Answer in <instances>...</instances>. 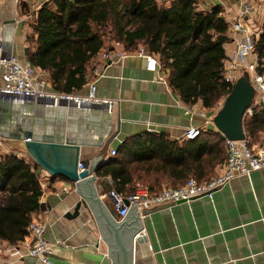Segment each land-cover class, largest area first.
Instances as JSON below:
<instances>
[{"label":"crops","instance_id":"0c3cea01","mask_svg":"<svg viewBox=\"0 0 264 264\" xmlns=\"http://www.w3.org/2000/svg\"><path fill=\"white\" fill-rule=\"evenodd\" d=\"M45 1L0 0V39L4 49L12 50L20 61L27 59V47L34 46L27 38L29 21ZM260 1L223 0L224 6H218L229 23L239 16L243 2L254 4L256 11L246 21L256 27L264 24ZM21 2L27 5L28 11L24 12ZM213 6H217L216 0L202 3L206 10ZM7 19L13 22H7ZM227 36L229 40L223 45L226 56L233 50L238 33L228 27ZM104 49L92 56L85 83L73 93L85 95L88 83L94 80L96 101L111 100L109 107L107 104L102 108L70 107L64 103L45 109L33 101L27 106L23 101L0 99V121L4 122V129H14L15 123L11 121L17 115L39 118L43 122L49 119L48 125L67 128L80 140L88 142L80 145L79 159H97L96 166H99L111 156L109 150L116 149L128 136L150 131L180 141L186 127L202 126L206 118L211 120L216 111L214 107H204L200 101H183L168 85L166 70L161 66L155 71L146 69L143 58L135 49L119 59L107 60L105 64ZM101 64H105L102 73L95 75L93 69ZM43 73L48 80V72L43 69ZM188 108L192 111L185 112ZM117 124V133L107 143L106 136ZM205 129L217 131L211 121L205 123ZM0 141V149L4 151L0 155L13 152L33 161L22 150L19 140L0 135ZM37 170L42 189L40 202L44 208L31 215L46 222L44 236L54 247V252L49 255L51 264H111L106 241L87 208L81 205L76 216H64L79 199L73 182L52 177L38 166ZM62 183L67 185V191L60 190ZM96 183L98 194L112 188L109 176L97 175ZM140 232L146 239L134 242L133 264H264V167L252 170L248 175H235L210 196L201 195L149 209ZM8 244L0 242V251ZM5 255L3 259L0 257V264H27L29 260L28 256L8 252Z\"/></svg>","mask_w":264,"mask_h":264},{"label":"trees","instance_id":"16d2710c","mask_svg":"<svg viewBox=\"0 0 264 264\" xmlns=\"http://www.w3.org/2000/svg\"><path fill=\"white\" fill-rule=\"evenodd\" d=\"M203 2L47 0L29 21L27 38L34 46L27 47V59L48 72L54 90L73 92L85 83L89 61L101 48H110L114 41L126 51L142 46L157 56L172 91L187 103L200 101L210 108L232 87L223 78L229 23L220 6L206 10ZM20 6L28 11L25 3ZM254 46L264 60V28ZM243 126L247 139L264 135V107L254 106ZM226 155L219 131H201L180 141L144 131L123 139L94 172L109 176L116 190L133 191L140 181L156 194L164 185H181L190 176L209 179ZM38 176L34 161L13 152L0 155V242L22 240L31 213L44 208Z\"/></svg>","mask_w":264,"mask_h":264},{"label":"built area","instance_id":"2783aa9c","mask_svg":"<svg viewBox=\"0 0 264 264\" xmlns=\"http://www.w3.org/2000/svg\"><path fill=\"white\" fill-rule=\"evenodd\" d=\"M217 5L223 7V0H216ZM256 6L250 2H243L239 16L230 20L229 29L238 33L234 39V47L223 64V78L225 81L234 83L242 69L248 72L249 80L254 88L255 95L253 103L246 109L245 115L252 114L253 107H264V60L260 58L255 50L254 40L264 28V24L252 26L246 18L253 15ZM136 52L144 60L146 69L155 71L160 67L157 56L148 52L142 46L137 47ZM130 51L123 50L117 41L113 43L112 49L105 48L102 52L103 63L113 59H119ZM97 66L93 69L95 75H100L105 66ZM95 82L88 83V90L85 95L73 92L54 90L43 69L32 65L28 59L20 62L12 50H5L0 39V99L22 101L36 97L63 99V100H98L94 94ZM108 107L111 100L102 99ZM218 102H220L218 100ZM188 108L185 112H190ZM212 119L206 118L204 122ZM205 123L201 125H189L183 133L182 139H191L205 129ZM227 155L216 173L205 181H198L194 177H188L181 185L163 186L156 193L151 194L147 186L136 184L133 191L122 192L109 188L106 192L100 193L99 197L107 203L116 219L124 217L130 204L135 205L140 216L147 214L146 210L160 205H166L178 201H187L201 195L210 196L211 193L228 183L232 177L238 174L248 175L252 170L264 167V143L252 144L246 135L238 139H225ZM2 145L0 141V146ZM0 152H4L0 149ZM116 152L115 148L109 150L110 154ZM10 153V152H8ZM7 154V152L5 153ZM18 155V154H17ZM81 168V164L78 163ZM61 191H67L68 187L62 183ZM46 222L43 219L31 215L23 239L16 244H8L4 252L16 256H28L27 264H51L49 255L54 252V247L44 236Z\"/></svg>","mask_w":264,"mask_h":264},{"label":"water","instance_id":"95a60500","mask_svg":"<svg viewBox=\"0 0 264 264\" xmlns=\"http://www.w3.org/2000/svg\"><path fill=\"white\" fill-rule=\"evenodd\" d=\"M7 22H13L7 19ZM112 49V46L109 48ZM26 52V49H24ZM254 88L249 80L248 72L241 70L239 76L232 84L229 92L223 97L220 107L212 116V123L225 139H238L245 137L243 119L246 109L253 103ZM27 106L32 101L38 103L40 108H54L55 105H70L80 107L102 108L104 101L91 100H63L36 97L22 100ZM62 109V108H60ZM24 112L26 109H23ZM49 119L31 118L17 115L13 117L14 129H4V122L0 121V135L17 139L24 150L33 159L35 164L50 176H62L73 182L74 190L79 195L73 209L64 213L66 217L76 216L82 205L94 217L100 235L107 244V253L111 257V264H133V244L146 239L140 232L142 220L146 213L140 216L134 204H130L124 217L116 219L107 203L99 197L96 183L95 168L97 159H79L80 145L86 144L72 134L67 128L48 125ZM118 131V124L114 131L106 136L107 143ZM102 145V144H98ZM106 162V161H105ZM81 164V168L78 167ZM149 210H146L148 213Z\"/></svg>","mask_w":264,"mask_h":264},{"label":"rangeland","instance_id":"374dc122","mask_svg":"<svg viewBox=\"0 0 264 264\" xmlns=\"http://www.w3.org/2000/svg\"><path fill=\"white\" fill-rule=\"evenodd\" d=\"M259 8H260V10L261 11H263L264 12V0H262V1H260V5H259ZM115 42H117V41H114V43ZM119 42V41H118ZM120 43V42H119ZM19 60V59H18ZM20 61V60H19ZM20 62H22V61H20ZM241 72V71H240ZM240 74V73H239ZM254 95H255V93H254ZM222 100H223V96L221 97V98H219V101L220 102H216L215 103V105H213V107H214V110H217L219 107H220V105H221V103H222ZM245 116H248V114H246ZM249 141L252 143V144H256V145H259V144H263L264 143V135L263 134H259L256 138H250L249 139ZM135 184H142L140 181H136L135 182ZM142 185H144V184H142ZM165 186V185H164ZM0 257L3 259L4 257H6V255H5V252H4V250H1L0 251Z\"/></svg>","mask_w":264,"mask_h":264}]
</instances>
